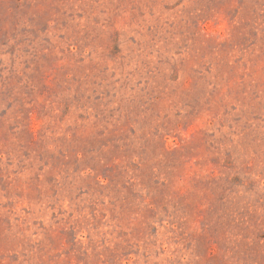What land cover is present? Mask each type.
<instances>
[{
    "label": "rangeland",
    "instance_id": "374dc122",
    "mask_svg": "<svg viewBox=\"0 0 264 264\" xmlns=\"http://www.w3.org/2000/svg\"><path fill=\"white\" fill-rule=\"evenodd\" d=\"M0 264H264V0H0Z\"/></svg>",
    "mask_w": 264,
    "mask_h": 264
}]
</instances>
